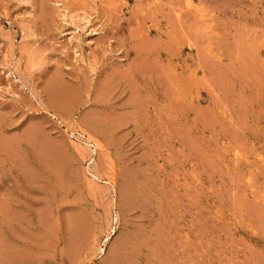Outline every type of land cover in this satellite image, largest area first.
<instances>
[{"label": "rangeland", "instance_id": "374dc122", "mask_svg": "<svg viewBox=\"0 0 264 264\" xmlns=\"http://www.w3.org/2000/svg\"><path fill=\"white\" fill-rule=\"evenodd\" d=\"M0 264H264V0H0Z\"/></svg>", "mask_w": 264, "mask_h": 264}, {"label": "bare ground", "instance_id": "6f19581e", "mask_svg": "<svg viewBox=\"0 0 264 264\" xmlns=\"http://www.w3.org/2000/svg\"><path fill=\"white\" fill-rule=\"evenodd\" d=\"M251 56V55H250ZM249 79V78H248ZM225 82V81H224ZM50 165V164H49ZM52 171V170H51Z\"/></svg>", "mask_w": 264, "mask_h": 264}]
</instances>
